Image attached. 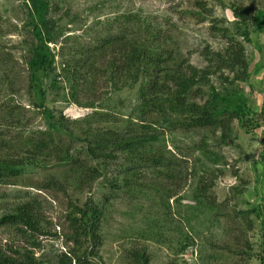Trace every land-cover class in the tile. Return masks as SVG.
I'll return each instance as SVG.
<instances>
[{
    "label": "rangeland",
    "instance_id": "374dc122",
    "mask_svg": "<svg viewBox=\"0 0 264 264\" xmlns=\"http://www.w3.org/2000/svg\"><path fill=\"white\" fill-rule=\"evenodd\" d=\"M196 1L50 0L55 24L51 28L56 33L48 46L55 63L44 84L46 102L59 127L79 140L70 141L63 134H55V139L58 145L80 150L88 135L135 131L128 121L135 117L139 103L136 90L125 87L119 74L111 77L107 61L89 56L109 36L113 21L130 13L161 23L179 45L178 56L186 60L185 66L196 69H208V49L226 52L229 38L223 29L234 34L245 49L247 76L239 67L214 66L210 84L194 88L190 103L203 105L214 91L225 97H246L256 127L247 132L234 119L229 130L210 126L185 130L180 118H175L176 128L162 121V128L155 130L156 147L171 165L162 170L142 168L140 181L120 182L117 192L110 189V181H116L119 173L126 177L128 168H120L122 164L81 189L71 167L58 160L25 171L18 185H0V250H33L44 264H56L58 256L72 247L65 240L69 233L65 217L73 200L80 207L89 202L90 208L96 205L100 211L101 244L92 259L96 264H146V258L147 264H264V26L257 30L264 0H200L207 4L204 13L196 8ZM28 6L29 0H0L1 157L27 159V142L43 139L41 133L48 131L29 80L28 64L39 41ZM235 7L250 17L246 24L236 17ZM245 27L251 31L248 39L239 34ZM113 57L121 66L119 53ZM11 109L17 110L13 116ZM53 178L68 187L70 199L56 190H40ZM206 183L212 189L198 205V191ZM30 199L51 223H44L47 236L2 223ZM182 238L190 241L183 243L186 249Z\"/></svg>",
    "mask_w": 264,
    "mask_h": 264
},
{
    "label": "trees",
    "instance_id": "16d2710c",
    "mask_svg": "<svg viewBox=\"0 0 264 264\" xmlns=\"http://www.w3.org/2000/svg\"><path fill=\"white\" fill-rule=\"evenodd\" d=\"M196 4V8L201 13L207 10L206 2L197 0ZM29 8L33 32L39 41L28 64L29 80L31 87L38 95L39 105L36 106L44 111L48 131L41 133L43 139L27 142V153L30 155L27 159L19 155L18 157L0 156V185H18V180L25 171L36 169L43 164L47 165L54 159L58 160L57 163L60 165L71 167L74 179L78 178L80 189L87 184H94L106 178L113 166L122 164L120 168H128L125 172L126 177L119 173L116 181L115 179L110 181V189L117 192L121 188L120 182L140 181L142 168L152 167L162 170L171 165L165 153L163 154V151L161 152L156 147L159 137L155 130L162 128V121L176 128V125L178 126L175 123L176 119L180 118L185 130L209 126L229 130L230 123L234 119H238L247 132L256 127L253 121V111L248 106L246 97H225L214 91L212 98L205 104L190 103L194 88L210 84V77L213 75L210 68L214 66L232 70L239 67L247 76L248 63L245 58V49L241 43H238L234 34L228 29H223L222 34L229 38L226 52L219 54L208 49V52H205L208 69H196L192 66H185L186 60H181L178 56L179 45L174 40L172 41V36L163 29L161 23L155 24L152 17L142 19L130 13L113 21L109 36L104 38L89 56L95 61L100 59L107 61L108 67L106 68L110 69V76L112 77L115 73L119 74L125 82V87L132 91L136 90L139 103L135 109V117H131L128 121V126L134 127L135 131L129 132L130 134L128 131L124 133L104 131L98 132L93 138L88 135L85 141L86 146L80 150L74 148L73 145L69 147H65L64 143L58 145L55 134H63L70 141L79 139L73 133L67 134L65 132L67 129L62 130L59 127L55 114L48 108L46 102L47 93L44 84L55 63L54 55L48 46V43L53 40V34L56 33L51 28L55 24L50 17V0H29ZM234 13L243 24L250 20V17H246L236 7ZM257 24V30L260 32L264 26V13L258 14ZM115 29L117 32H112ZM217 30L221 32L222 29ZM240 30V35L246 39L250 37L249 28L245 27ZM116 52L121 56V66L117 65L113 57ZM108 53H112V57H107ZM78 63L73 66L75 69ZM16 111L11 109V116L15 115ZM148 118L157 121L148 122L146 121ZM134 120H139L140 124ZM3 146L8 145L4 143ZM82 155L85 156V160H81ZM197 173L194 174L195 179ZM207 173L208 171L204 175ZM204 175L202 179L205 180ZM202 179L200 183H203ZM44 184L46 185L40 187V190H56L70 199L68 187L64 183L53 178ZM211 189L212 186L207 183L202 186L198 191L199 197H196L197 202L204 200V195ZM88 204L90 203L80 207L77 201H70L69 213L65 217L69 233L65 240L67 244L71 243L72 247H68L67 253L63 252L58 256L56 264H96L92 259L96 258L95 251L101 244L99 231L102 218L98 207L94 205L90 208ZM198 205H202L201 202H198ZM2 221L19 231L25 229L33 234L46 236L48 231L44 223L51 224L45 222L46 219L42 218L41 209L36 206V201L31 199L17 206L14 212L5 216ZM184 242L190 244V241L181 239L182 248L186 249ZM89 244L92 247L90 252L88 251ZM140 257L144 259V256ZM262 258L264 262V255ZM147 262L146 258V264ZM0 264L44 263L34 256L33 250L20 248L17 251L8 249L7 253L0 250Z\"/></svg>",
    "mask_w": 264,
    "mask_h": 264
}]
</instances>
